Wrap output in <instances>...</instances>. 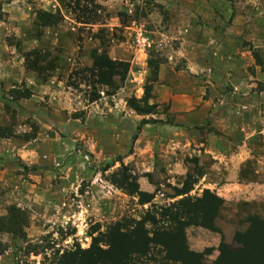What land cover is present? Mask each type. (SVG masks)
<instances>
[{
	"label": "rangeland",
	"instance_id": "1",
	"mask_svg": "<svg viewBox=\"0 0 264 264\" xmlns=\"http://www.w3.org/2000/svg\"><path fill=\"white\" fill-rule=\"evenodd\" d=\"M73 1L0 0V225L16 212L23 219L18 237L6 227L0 231L6 246L0 264H41L44 252L24 257L27 245L40 251L87 250L99 239L107 249L106 237L116 226L128 236L142 222L148 238L154 229L168 227L161 212L179 201L175 193L187 177L190 188L197 184L202 168L197 164L182 180L162 167L140 172L127 162L133 135L145 120L120 145L122 154L101 153L95 139L82 136L85 107L102 99L109 105L120 88L126 104L136 101L142 113L131 109L135 114L167 115L170 103L149 105L153 88L170 82L160 70L170 68L176 81L201 88L195 94L209 101L217 120L224 119L214 130L223 147L244 143L252 156L264 158V0H95L85 4L97 21L89 26L75 20L77 14L67 7ZM38 12L57 14V23L40 27ZM138 33L147 40L144 49L136 43ZM94 50L123 65L109 82L91 71ZM32 51L42 57L40 70L26 56ZM135 62L145 71L130 83ZM134 84L142 89L139 99ZM254 163L242 169L244 178L254 180ZM123 171L140 192L139 178H146L152 192H142L143 198L127 194L120 186ZM232 208L236 217L229 221L226 212L219 223L234 228L231 239L223 241L228 245L247 230L249 217L264 219V204ZM148 216L156 226L143 223ZM127 259L129 264H181L155 243ZM214 261L205 256L202 262Z\"/></svg>",
	"mask_w": 264,
	"mask_h": 264
},
{
	"label": "crops",
	"instance_id": "2",
	"mask_svg": "<svg viewBox=\"0 0 264 264\" xmlns=\"http://www.w3.org/2000/svg\"><path fill=\"white\" fill-rule=\"evenodd\" d=\"M135 55L138 57L140 54L138 52ZM141 71H145L142 63L135 62L134 68L128 73L129 82L133 83ZM160 71V75H163L164 71V76H169L170 82L153 88V98L149 105L170 103L167 115L135 114L120 98V93L125 90L120 88L122 90L116 92L109 105L108 100L102 99L85 107L84 118L88 127L85 126L82 136L95 139L96 146L103 150L101 153L108 156L122 154L125 147L120 148V145H126L128 137L135 132V126L145 120V124L133 135L134 148L125 154L127 162L132 161L140 172L162 167L182 180L189 175L191 168L198 164L202 168V175L197 184L188 193L177 198L181 200L193 196L197 199L208 191L220 199L222 205L214 220L215 231L201 226H187L183 236L189 252H208L206 257H211L214 261L221 242L231 239L234 233L232 226L219 225L220 217L229 212L231 215H228L227 219H234V204H250L253 201L257 205L264 204V158L252 156V151L244 147L243 142V146L234 149L223 147V141L217 138L214 130L224 119L217 120L215 113L210 112L209 101L195 94L194 90L201 88L176 81V77L169 73L170 68ZM133 87L136 89L134 97L139 99L142 89L135 84ZM156 122L160 123L154 124ZM252 161H255L252 165L254 180H248L242 175V169ZM138 184L142 192H152V185L146 178H139ZM176 187L179 188L178 185Z\"/></svg>",
	"mask_w": 264,
	"mask_h": 264
},
{
	"label": "trees",
	"instance_id": "3",
	"mask_svg": "<svg viewBox=\"0 0 264 264\" xmlns=\"http://www.w3.org/2000/svg\"><path fill=\"white\" fill-rule=\"evenodd\" d=\"M95 0H74L71 6L68 3L67 7L71 13L77 14L76 21L84 26L96 24V19L91 15L93 12L88 9L85 4H93ZM63 2V0H61ZM88 2V3H87ZM59 13V12H58ZM37 21L40 27L54 26L58 17L45 12L37 13ZM32 56V68L40 70L42 57L36 51H32L26 55ZM25 56V57H26ZM93 70L98 72V79L104 80L107 76V81L115 74L114 71L123 68L122 63L110 60L106 55H99L96 50L91 53ZM256 58V57H255ZM28 61V58L26 59ZM50 68H53L50 65ZM26 69H30L27 66ZM109 82V81H108ZM130 103V104H129ZM127 103L128 107L136 113H142L136 106V101ZM144 103V102H143ZM145 123V122H142ZM2 135H0L1 137ZM123 183H120L122 189L130 195L136 194L143 198L144 193L140 192L133 178L130 179L129 175L123 171ZM183 184V188L177 189L175 197L188 193L191 188L189 187V177ZM146 196V195H145ZM149 198V196H146ZM209 199V200H208ZM144 203L143 200H141ZM146 202V201H145ZM222 201L215 197L213 194L205 191L200 198L189 200L181 199L176 204H173L169 210H163L161 217L167 220L168 227L166 229H154L151 238H148L143 229V224H139L128 236L119 233V228L116 226L106 237L107 249L100 247L102 240L94 239L92 245L87 250H81L78 246L70 249H42L40 251L35 246H28L25 248L24 257L29 254H40L44 252V260L41 264H129L127 256L132 252L143 253L149 243L161 245L172 260H177L181 264H204L203 258L208 255L194 254L187 250L184 245L183 231L187 226H201L206 229L216 230L214 228V220L218 215L219 208ZM150 222L151 225L156 226L158 221L148 216L144 219L143 223ZM248 228L243 233H236L233 238V244L228 245L221 242L219 245V255L213 264H264V219L259 217H249ZM23 226V219L19 212L12 215L11 218H6L0 225V231L4 228L16 237L21 234V227ZM6 251L0 241V256H3ZM48 253V254H47ZM201 261V262H200Z\"/></svg>",
	"mask_w": 264,
	"mask_h": 264
},
{
	"label": "built area",
	"instance_id": "4",
	"mask_svg": "<svg viewBox=\"0 0 264 264\" xmlns=\"http://www.w3.org/2000/svg\"><path fill=\"white\" fill-rule=\"evenodd\" d=\"M136 43L141 46L143 49L148 45L147 40L138 33V38L136 39Z\"/></svg>",
	"mask_w": 264,
	"mask_h": 264
}]
</instances>
